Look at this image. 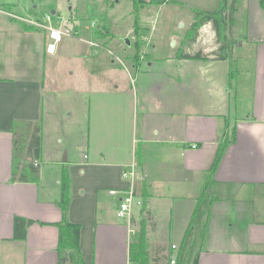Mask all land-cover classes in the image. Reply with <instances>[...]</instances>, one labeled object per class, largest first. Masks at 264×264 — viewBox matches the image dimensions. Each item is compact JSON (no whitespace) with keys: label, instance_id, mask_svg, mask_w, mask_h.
Returning <instances> with one entry per match:
<instances>
[{"label":"crops","instance_id":"obj_1","mask_svg":"<svg viewBox=\"0 0 264 264\" xmlns=\"http://www.w3.org/2000/svg\"><path fill=\"white\" fill-rule=\"evenodd\" d=\"M258 1L241 2L242 9L250 8L259 37L239 52L232 86L228 60L214 59L216 45L209 46L211 23L203 24L190 43L174 39L170 46L173 33L166 56L147 61L145 68L133 69L134 74L127 70L129 83L117 81L112 73L91 74L95 152L88 146L86 153L72 159L68 151L63 159L61 150L46 155L40 131V157L32 159L39 172L36 182L10 180L11 127L40 124L42 93L52 85L41 56L56 52L58 37L42 42L38 28L27 29L21 22L19 28L15 16L0 9V264H69L67 258L59 262L54 225L61 219L57 201L64 169L70 181L67 219L81 226L84 264H132L131 236L141 220L151 264H167L171 244L177 245L178 264H264V10ZM49 43L55 44L53 52L46 50ZM5 47L8 56H3ZM179 49L200 51L207 58H178ZM19 50L24 61L18 59ZM34 54L41 60L36 68ZM120 131L125 134L122 143ZM227 132L231 141L210 174ZM108 138L116 144L105 145ZM131 164L139 218L131 210L121 219L118 201L129 185L121 173ZM140 188L147 193L144 209ZM15 216L34 220L24 239L13 237Z\"/></svg>","mask_w":264,"mask_h":264},{"label":"rangeland","instance_id":"obj_2","mask_svg":"<svg viewBox=\"0 0 264 264\" xmlns=\"http://www.w3.org/2000/svg\"><path fill=\"white\" fill-rule=\"evenodd\" d=\"M145 1L146 3L138 6L137 14L132 0H0V9L14 15L19 28L21 25L33 30L38 28L42 42L54 41L48 35L53 30L59 33L58 41L55 39L56 52L50 55L46 53L44 59L41 56V68L52 84L49 90L42 93L40 125L46 155L54 150L60 153L61 150L60 158L63 159L64 153L67 154L68 151L72 159V156L78 157L86 153L84 151L88 146L94 153L98 135L90 114L94 115L96 92L92 91L90 78L93 75L103 77L112 73L117 81L129 83L127 70L134 74L133 69L145 68L147 61L166 56L168 51L165 46L173 33L176 36L170 39V46L174 39L179 44L183 42L189 23L192 22L193 7L213 9L219 3V0H185L184 3L175 0L165 3ZM241 2L242 0H237L235 3V11L238 12H234L233 25L227 32L228 39L233 40L232 54L234 49L235 62L239 61L238 54L246 48L249 41L259 37L257 24L250 21V8L242 9ZM187 15L191 17L185 18ZM180 21L183 22L182 27H178ZM208 42L210 47L216 45L213 49L216 51L218 42L213 28ZM153 45H156L155 49ZM6 48L3 56L10 55ZM17 53L18 59L24 61L22 51ZM33 57L35 68L36 64L41 66L40 57L35 54ZM132 88L136 93V80ZM120 106L125 109L124 100L120 102ZM122 116L124 115L121 113L120 123L127 136ZM124 132L120 131L119 134L121 143L124 142ZM103 142L109 147L116 144L109 138ZM137 200L134 198L131 210L134 217L139 218L136 211L140 205ZM147 254L148 258L152 257L149 242Z\"/></svg>","mask_w":264,"mask_h":264},{"label":"trees","instance_id":"obj_3","mask_svg":"<svg viewBox=\"0 0 264 264\" xmlns=\"http://www.w3.org/2000/svg\"><path fill=\"white\" fill-rule=\"evenodd\" d=\"M153 3H165L168 0H150ZM237 0H219L218 5L213 9H200L192 8V22L187 28L182 44L193 42L198 35L199 28L210 22L214 30L218 48L214 51V59L228 60V85L232 86L237 78L236 62L233 60L232 44L233 40L228 39L227 32L233 25L235 3ZM134 11L138 14V6L146 3L145 0H132ZM260 6L264 10V0H259ZM137 14L135 20L137 22ZM31 29V28H27ZM231 44V45H230ZM178 58L187 59H206L200 51L194 54L183 52L182 49L178 50ZM22 126V127H21ZM32 126V127H31ZM20 128H23L20 130ZM13 134V156H12V171L11 181L21 182H36L39 178L37 166L34 165L32 159L40 157V131L41 127L39 122H23L13 123L11 127ZM231 141V132H227L219 143L214 160L209 169L212 174L224 153L225 147ZM135 157L137 160L140 158V152L136 151ZM30 159V160H29ZM70 181L66 169L60 179V196L57 205L61 209V219L55 222L54 225L58 228L57 252L59 262L62 258H67L69 264H84L79 249V233L80 225L72 223L67 219V208L70 200ZM137 187L134 182L133 192L136 193ZM140 195L143 197L142 209L146 207L147 193L140 188ZM202 195V194H201ZM34 220L26 219L24 217H14V235L15 239H24L26 234V227L33 223ZM41 224H45L40 222ZM148 242L145 237V229L143 221H140L139 229L131 236L129 246V259L132 264H151V258L147 254Z\"/></svg>","mask_w":264,"mask_h":264},{"label":"built area","instance_id":"obj_4","mask_svg":"<svg viewBox=\"0 0 264 264\" xmlns=\"http://www.w3.org/2000/svg\"><path fill=\"white\" fill-rule=\"evenodd\" d=\"M56 31H52L50 34V37H52L53 39H56V37L53 36V34ZM57 35H59L58 32H56ZM55 48V44L54 43H49L46 47V50L48 52H53ZM122 178L126 179L129 182L128 187L121 191L122 195L119 198L118 201V210H117V215L121 218L124 217H129L131 214V208H132V204L134 203V198H135V194L133 192V187H134V182L136 179V173H135V165L131 164L129 167H127L125 170L122 171L121 173ZM118 191L115 190H111L110 193L115 194ZM120 192V191H119ZM171 249L173 250L168 257V262L167 264H178V260H177V254H176V250H177V245L176 244H171Z\"/></svg>","mask_w":264,"mask_h":264},{"label":"water","instance_id":"obj_5","mask_svg":"<svg viewBox=\"0 0 264 264\" xmlns=\"http://www.w3.org/2000/svg\"><path fill=\"white\" fill-rule=\"evenodd\" d=\"M52 12H53V11H52ZM53 13H54V12H53ZM182 26H183V22L180 21L179 24H178V27H182ZM126 42H128L127 39H126ZM174 43H175V40H172V41H171V44L174 45ZM64 158H65V153H64Z\"/></svg>","mask_w":264,"mask_h":264},{"label":"bare ground","instance_id":"obj_6","mask_svg":"<svg viewBox=\"0 0 264 264\" xmlns=\"http://www.w3.org/2000/svg\"><path fill=\"white\" fill-rule=\"evenodd\" d=\"M53 36L56 37L57 36V33H54Z\"/></svg>","mask_w":264,"mask_h":264}]
</instances>
